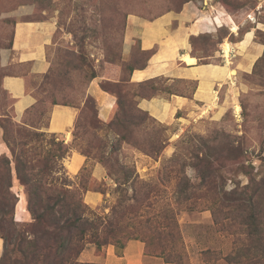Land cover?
Instances as JSON below:
<instances>
[{
	"label": "rangeland",
	"instance_id": "obj_1",
	"mask_svg": "<svg viewBox=\"0 0 264 264\" xmlns=\"http://www.w3.org/2000/svg\"><path fill=\"white\" fill-rule=\"evenodd\" d=\"M23 5H34L23 19H52L56 31L47 53L50 70L29 75L39 101L20 117L3 86L17 67L3 64L2 51L11 48L18 20L13 13ZM186 5L204 13L186 25L193 22L191 51L211 77H219L211 98L205 95L161 120L139 106L141 97L193 99L200 81L158 75L132 83L131 68L147 64L149 54L139 38L126 52L127 27ZM203 21L216 27L201 33L197 25ZM175 50L166 51L174 56ZM166 51L151 60L163 59ZM94 84L121 100L126 121L120 130L100 118L90 94ZM54 99L79 110L72 142L48 131ZM2 146L8 151L1 152ZM74 150L85 151L87 162L71 176L65 161ZM5 157L19 199L17 229L28 239L26 229L34 222L29 211L27 220L20 218L28 193L16 177L17 164L37 173L34 180L43 185L38 196L52 201L65 185L68 198L86 204L87 214L99 217L100 230L110 232L101 250L94 242L85 246L98 260L79 257L82 263L106 264L109 247L122 252L119 246L137 239L146 256L164 264H264V0H0V183L6 181ZM96 163L108 179L94 178ZM85 190L103 193L100 203L88 204Z\"/></svg>",
	"mask_w": 264,
	"mask_h": 264
},
{
	"label": "crops",
	"instance_id": "obj_2",
	"mask_svg": "<svg viewBox=\"0 0 264 264\" xmlns=\"http://www.w3.org/2000/svg\"><path fill=\"white\" fill-rule=\"evenodd\" d=\"M185 6L180 12L169 11L153 20L143 21L137 19L135 22L129 23L127 27L126 52L131 49L134 38L141 40V48L149 50L156 47L157 51L154 57L161 51L176 49L174 56H170L167 51L164 58L150 62L144 69H136L132 74V81L139 82L147 80L158 75L179 76L183 78L198 79V90L194 98H187L182 95H172L169 99L159 98H143L139 102V106L148 110L155 117L165 120L177 110L196 100H202L205 95L211 98L212 83L214 78L206 72V65L197 64L196 62L188 64L183 60V55L191 53L189 43V35L191 27L186 26L191 20L196 22L198 17L204 13H197ZM34 10V5L20 6L13 15L18 17L13 27V40L10 49L2 51L3 64L6 66L16 65L17 72L8 74L3 79L4 88L14 98L15 112L21 117L26 110L31 108L38 102V98L29 88V75H44L50 70V62L48 61V47L52 44L54 33L56 31V23L52 19H23L24 15H29ZM203 20V19H202ZM177 22V27H174ZM216 27L215 24L206 21L197 25L201 33L203 28ZM152 58V57H151ZM203 72L206 74L203 75ZM139 78V79H138ZM205 90V91H204ZM211 91V92H210ZM90 94L98 101L99 116L103 121H107L111 115L115 104V98L103 91L98 85H92ZM79 110L69 105L57 104L50 113L48 131L63 136L67 142L74 140V130ZM1 152H7L6 146L1 147ZM87 157L78 150H74L70 156L66 158L65 166L71 176H76L82 167L86 164ZM93 176L98 181L106 180V169L99 163L94 164ZM103 193L96 190H88L85 198L88 204L97 205L102 200ZM22 200L23 211L20 213L21 220H27L29 212ZM20 200V201H21ZM18 206V205H17ZM16 206V215H17ZM4 240L0 237V255L3 252ZM149 258V259H148ZM81 261L95 262L98 257L93 249L84 250L80 255ZM106 264H164L157 258L154 259L145 254V245L141 240H130L127 246L118 254L115 247H109L106 257Z\"/></svg>",
	"mask_w": 264,
	"mask_h": 264
},
{
	"label": "trees",
	"instance_id": "obj_3",
	"mask_svg": "<svg viewBox=\"0 0 264 264\" xmlns=\"http://www.w3.org/2000/svg\"><path fill=\"white\" fill-rule=\"evenodd\" d=\"M140 49L147 52L149 57L147 64L144 66L131 68L130 80L132 83L137 84H142L147 80L139 82L132 81L131 78L134 70L146 68L151 57L157 51L156 48L143 50L141 48V43ZM191 53L193 56H196L193 51H191ZM198 63H204L200 60V57H198ZM95 77L96 75H93V78ZM145 97L146 96H142L141 99ZM151 97L152 96H150V98ZM119 99H121L120 96ZM57 104L73 106L68 102H59L54 99L51 103V110ZM117 104L120 107L119 113H116ZM96 116L98 117V113ZM78 119L79 115L76 120L75 128L78 126ZM125 121L122 102L121 100L118 103L116 101L106 124L108 127L115 125L116 129H119L123 127ZM62 145H64V143H62ZM65 151L68 152L69 150L66 149ZM83 154L87 155L85 151ZM4 160L7 164L5 172H3L6 181L5 183H0V237L4 239V253L1 256L0 264H91L79 261V257L85 249L86 244L88 242H94L98 249L101 250L103 246L108 244L110 238L109 231L104 232L100 230L99 222L101 221L99 217L96 215L93 217L89 216L86 212V210L89 211L86 204L69 199L67 193L70 189L66 188L64 184V186L59 187L60 195L55 197L52 201L38 196L37 191L41 192L40 187L43 185L34 180L37 173L28 170L25 172L24 169L21 168V165L17 164L16 177L27 185V209L34 222L30 229H26V231L31 234V237L28 239L23 231H18L17 229V222H21L18 221V219L16 220V206L19 199L13 190L14 180L11 161L8 157H5ZM29 163L31 164V161H29ZM85 169L86 167L83 168V170ZM0 175H2V173H0ZM124 176L128 177L129 173L124 174ZM85 191L87 192L88 190ZM24 243L26 245H24ZM127 243L118 248L123 251ZM162 252L164 256H168V252L171 251L167 252L165 250ZM121 253L122 252H118V254ZM156 256L159 257L160 255Z\"/></svg>",
	"mask_w": 264,
	"mask_h": 264
},
{
	"label": "bare ground",
	"instance_id": "obj_4",
	"mask_svg": "<svg viewBox=\"0 0 264 264\" xmlns=\"http://www.w3.org/2000/svg\"><path fill=\"white\" fill-rule=\"evenodd\" d=\"M223 47H224V51H225V54L228 56L229 54V49H230V44L229 42H224L223 44ZM183 60L186 61L188 64H191V63H195L196 62V59L194 56H191V54L189 53H186L184 54L183 56ZM237 109L239 110L240 107L238 106Z\"/></svg>",
	"mask_w": 264,
	"mask_h": 264
}]
</instances>
